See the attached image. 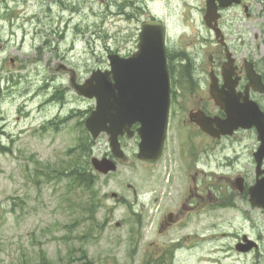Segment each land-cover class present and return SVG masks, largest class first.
<instances>
[{
	"label": "rangeland",
	"instance_id": "374dc122",
	"mask_svg": "<svg viewBox=\"0 0 264 264\" xmlns=\"http://www.w3.org/2000/svg\"><path fill=\"white\" fill-rule=\"evenodd\" d=\"M10 1L13 22L5 1L0 2V37L8 42L0 53V264H139L157 245L206 225L211 236L232 231L211 246H232L241 232L239 223L248 229L243 218L250 212L222 209L216 202L191 214L183 229L178 225L159 233L161 213L183 201L193 176L218 184L234 175L219 166L218 147L212 146L210 159L203 161L207 172L197 169L204 167L199 161L190 164L179 148L184 134L179 116L173 118L164 156L155 163L136 157L135 139L127 142V161L102 175L91 167V159L110 153L108 136L102 134L90 154L79 147L89 135L81 121L95 100L79 96L71 78L82 83L94 70L107 69L109 49L135 52L142 21L149 16L167 23L176 54H203L200 0ZM252 5V17L240 10L227 16L236 36L240 23L246 27L248 46L255 44L249 32L261 38L258 23L264 21L257 18L264 4L254 0ZM197 63L203 74L204 61ZM183 70L187 74L192 67ZM75 160L96 173L92 188L59 174ZM146 191L162 195V211H156L153 193L143 195ZM259 222L264 226L263 219ZM199 252H190L191 260Z\"/></svg>",
	"mask_w": 264,
	"mask_h": 264
},
{
	"label": "flooded vegetation",
	"instance_id": "af4514ba",
	"mask_svg": "<svg viewBox=\"0 0 264 264\" xmlns=\"http://www.w3.org/2000/svg\"><path fill=\"white\" fill-rule=\"evenodd\" d=\"M6 3V12L10 11L12 22L14 11L9 1L0 0ZM14 2V0H12ZM217 4L219 5V1ZM254 0H241L240 4H233L227 8L219 7L220 16L217 21L212 22V26L204 22V32L200 33L203 42V54L194 51L193 54L185 51L182 56L176 54V44H172L173 37L169 35L168 27L166 35V56L170 77V115L169 130L171 129L173 118L179 116V124L184 134L181 137L179 148L181 154L190 161V164L199 161L204 167L197 169L200 172H207L204 160L211 157L210 148L218 147V164L227 171L234 173L227 177L224 182L218 184L212 182L198 181L193 176L192 183H188L182 193V200L174 208L161 213L158 221L159 233H166L169 229L181 226L186 227L189 216L193 213H202L209 208L212 202H216L222 209L249 210V214L244 216L243 221L248 222V229H242L235 235L236 240L232 246H211L212 240L226 238L232 231L221 232V236H211L210 225L203 226L190 233H182L172 237L163 245H157L150 255L144 257L139 264H264V226L259 219L264 220V207L253 205L251 201V189L255 190L258 198V184L264 181V151L261 153L263 144L260 138L259 128L256 125L250 128H238L232 134L213 135L200 128L197 119L198 115L209 118L219 117L226 119L227 113L216 103L212 95L213 92L220 96L221 100L233 101L239 106H246L256 103L264 111V21L258 23L259 33L249 32L255 44L250 46L245 35L248 34L246 27L242 23L238 35L234 33V23L227 19L230 12L240 10L247 17H252L256 13L252 5ZM11 2V1H10ZM264 4V0H261ZM188 5H191L187 1ZM3 8L0 7V17ZM200 11L206 13L207 0H200ZM247 11V12H246ZM257 18L264 20V7L259 11ZM217 30V31H216ZM219 33L220 38H217ZM241 39V40H240ZM8 42L0 37V53L5 52ZM197 44H195V47ZM111 53L118 51L110 49ZM119 53V52H118ZM204 53L206 59L203 58ZM121 54V53H120ZM134 54H124L130 57ZM203 60L205 70L200 73L198 61ZM14 61V58H11ZM185 66L192 67L189 73L184 72ZM110 69V80L115 83L112 65ZM180 67L181 69H178ZM252 77L251 78V75ZM178 107L177 113L174 108ZM196 114V115H195ZM193 115V117H191ZM214 128H218L216 122L212 120ZM138 125L133 126L136 132ZM169 134V133H168ZM121 143L124 148H128L127 134L121 136ZM169 140V135L167 141ZM166 141V147H167ZM111 156V155H109ZM206 157V158H205ZM210 169V168H209ZM199 173V172H198ZM199 175V174H198ZM216 186L214 190L213 186ZM223 190V192H221ZM152 196L151 200L156 204V211L163 210L161 204L162 195L155 192L146 191L145 197ZM142 195V196H143ZM143 196V198H144ZM145 207L147 202L142 201ZM248 206V208L245 207ZM242 222V221H241ZM210 235V236H209ZM158 249V253L157 252ZM164 249L163 251H160ZM197 255V260L193 261L190 252ZM184 251H189V254ZM156 253L155 255H153Z\"/></svg>",
	"mask_w": 264,
	"mask_h": 264
},
{
	"label": "water",
	"instance_id": "95a60500",
	"mask_svg": "<svg viewBox=\"0 0 264 264\" xmlns=\"http://www.w3.org/2000/svg\"><path fill=\"white\" fill-rule=\"evenodd\" d=\"M222 7H228L240 0H219ZM218 6L215 0H208L206 22L211 25L217 20ZM165 31L159 20H146L142 24L138 51L129 58L119 55L110 56L115 83L109 78L110 72L101 69L93 71L83 84H74L78 93L95 98L97 105L86 119V127L94 139L106 132L110 135L112 152L117 158L124 159L119 136L128 132L133 135L132 126L140 124L137 132L140 137L138 158L145 161H157L164 148L168 129L169 113V80L165 51ZM253 78V77H251ZM214 88V85L212 84ZM217 104L227 112V118L196 119L200 127L213 135L225 134L243 127L256 125L263 141L261 153L264 151V112L256 103L239 106L233 101H222L213 92ZM212 120L218 128H214ZM264 154V153H263ZM92 164L101 173L107 174L117 169V164L109 158H93ZM264 189V181L258 184ZM252 202L264 207V196L258 198L252 189Z\"/></svg>",
	"mask_w": 264,
	"mask_h": 264
},
{
	"label": "trees",
	"instance_id": "16d2710c",
	"mask_svg": "<svg viewBox=\"0 0 264 264\" xmlns=\"http://www.w3.org/2000/svg\"><path fill=\"white\" fill-rule=\"evenodd\" d=\"M94 146V142L92 141L89 135L86 136L84 141H81L79 147L83 151H90ZM92 168L89 166L79 165L78 161L75 160L72 165L69 166L68 169L63 171H58L59 174L68 178L71 182L77 183L79 186H84L85 188H92L94 185V173L91 170Z\"/></svg>",
	"mask_w": 264,
	"mask_h": 264
}]
</instances>
